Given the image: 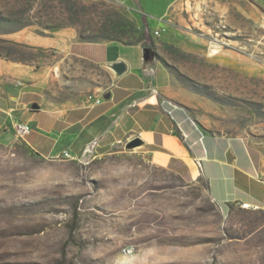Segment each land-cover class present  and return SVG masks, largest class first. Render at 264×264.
I'll use <instances>...</instances> for the list:
<instances>
[{"label":"rangeland","instance_id":"rangeland-1","mask_svg":"<svg viewBox=\"0 0 264 264\" xmlns=\"http://www.w3.org/2000/svg\"><path fill=\"white\" fill-rule=\"evenodd\" d=\"M135 7L0 0V33L71 25L94 40L142 42L202 126L264 147V0H177L160 35ZM0 264H264V208L224 213L203 176L157 165L138 146L80 162L0 142Z\"/></svg>","mask_w":264,"mask_h":264},{"label":"crops","instance_id":"crops-1","mask_svg":"<svg viewBox=\"0 0 264 264\" xmlns=\"http://www.w3.org/2000/svg\"><path fill=\"white\" fill-rule=\"evenodd\" d=\"M176 1L136 0L135 9L147 27L162 29ZM0 42L39 52L27 60L0 49V142L54 158L64 150L80 157L93 142L104 154L140 138L155 164L203 176L224 213L264 208V147L202 126L175 100L170 73L142 42L89 41L71 25L33 24L0 33ZM19 122L32 128L22 138Z\"/></svg>","mask_w":264,"mask_h":264},{"label":"built area","instance_id":"built-area-1","mask_svg":"<svg viewBox=\"0 0 264 264\" xmlns=\"http://www.w3.org/2000/svg\"><path fill=\"white\" fill-rule=\"evenodd\" d=\"M155 33L157 35H160L161 33V29H156ZM150 70L152 72H155V67H151ZM100 99H97V102H100ZM16 128L19 134V137L22 138L25 135L29 134L32 130L31 126L27 123H23V122H19L16 124ZM95 145L96 143L93 142L91 144H89L85 151L83 152V154L80 157H76L75 155H73L70 151L68 150H64L63 152H61L60 154L56 155V157L54 158H59V159H68V160H78L80 162H86L88 160V158L91 156V154L94 152L95 150ZM241 207L243 208H250L249 205L247 204H242ZM125 254L127 255H132L134 253L132 248H125L124 249Z\"/></svg>","mask_w":264,"mask_h":264},{"label":"trees","instance_id":"trees-1","mask_svg":"<svg viewBox=\"0 0 264 264\" xmlns=\"http://www.w3.org/2000/svg\"><path fill=\"white\" fill-rule=\"evenodd\" d=\"M27 1H29V2H46L47 0H27ZM29 10V9H28ZM62 26H65V25H53L51 28H54V27H62ZM81 36V38H83V39H85V40H89V41H96V40H94V39H90V38H88V37H84V36H82V35H80ZM110 39H115V40H119V41H123V42H126V43H128V44H134V43H131V42H127V41H125V40H123L122 39V37L121 36H119V35H113L112 37H110L109 38V40ZM150 50H149V48H146V52H149Z\"/></svg>","mask_w":264,"mask_h":264},{"label":"water","instance_id":"water-1","mask_svg":"<svg viewBox=\"0 0 264 264\" xmlns=\"http://www.w3.org/2000/svg\"><path fill=\"white\" fill-rule=\"evenodd\" d=\"M115 68L118 70V71H122L123 70V67L121 65H116ZM142 143L141 139L140 138H135L131 141H129L127 143V146L129 148H132V147H136V146H139L140 144Z\"/></svg>","mask_w":264,"mask_h":264},{"label":"bare ground","instance_id":"bare-ground-1","mask_svg":"<svg viewBox=\"0 0 264 264\" xmlns=\"http://www.w3.org/2000/svg\"><path fill=\"white\" fill-rule=\"evenodd\" d=\"M239 62H240V61H239ZM242 63H243V64L246 63V60H245L244 58L241 59V64H242Z\"/></svg>","mask_w":264,"mask_h":264}]
</instances>
